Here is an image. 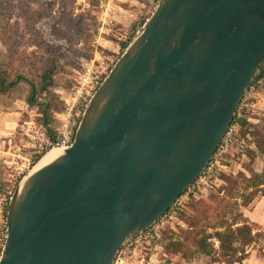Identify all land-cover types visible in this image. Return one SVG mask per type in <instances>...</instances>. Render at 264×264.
Segmentation results:
<instances>
[{
	"label": "water",
	"instance_id": "1",
	"mask_svg": "<svg viewBox=\"0 0 264 264\" xmlns=\"http://www.w3.org/2000/svg\"><path fill=\"white\" fill-rule=\"evenodd\" d=\"M264 69V0H159L73 144L9 199L0 264H112L197 180Z\"/></svg>",
	"mask_w": 264,
	"mask_h": 264
},
{
	"label": "rangeland",
	"instance_id": "2",
	"mask_svg": "<svg viewBox=\"0 0 264 264\" xmlns=\"http://www.w3.org/2000/svg\"><path fill=\"white\" fill-rule=\"evenodd\" d=\"M158 2L159 0H0V63L5 64L3 62L6 56L13 54L14 64L21 66L25 76L36 78L43 65L42 59L48 56L47 44L57 48L53 50L54 54L62 52L68 57L59 59L51 89L57 96V106L47 125L40 121L43 115L39 106L32 107L28 102L29 85L21 83L9 94L0 95V188L2 184H6L1 188L2 192L0 189V201L4 203V216L8 210L10 194L14 193L24 177L40 161L30 156V137L35 136L41 127L49 133L60 134L67 119L65 100L70 99L76 87L78 73L91 62L102 69H113L127 47L142 31ZM262 77L264 69L261 70ZM263 93L264 89L257 94L247 118L248 123L259 127L256 129L264 127L261 119L264 106L256 105L257 102H264L260 97ZM38 102L42 103L43 99L39 98ZM243 132L244 129L238 124L234 125L232 136L235 139L232 143L229 140L225 148L221 149L210 185H205L206 187L203 186L194 193L190 190L184 193L163 218L159 236L144 244L149 264H189L202 259L205 263L209 262L203 256L187 261L181 254L168 253L162 244L172 236L184 237L183 232L189 230L192 218L204 220L210 217V222H215L219 200L226 196L224 188L230 184L227 177L238 180V189L242 192V185L245 184L242 174L249 177L250 170L262 171L263 157L256 154L253 159L249 153L256 152L254 138L250 134L244 136ZM200 200L203 203L197 209L195 205ZM259 200L261 196L248 207L241 208V211L255 232H264V216L255 208V203ZM226 218L229 219L230 215ZM5 219L6 217L4 221ZM204 223L202 221L201 224ZM263 244V238L259 237L258 242L248 248L250 257L264 260L261 254Z\"/></svg>",
	"mask_w": 264,
	"mask_h": 264
},
{
	"label": "trees",
	"instance_id": "3",
	"mask_svg": "<svg viewBox=\"0 0 264 264\" xmlns=\"http://www.w3.org/2000/svg\"><path fill=\"white\" fill-rule=\"evenodd\" d=\"M46 48L48 56H42L45 57L43 59L39 57L43 60V65L36 74L37 79L25 76L21 66L14 64L13 54L6 56L3 62L5 64L0 63V95L9 94L12 90L18 88L21 83L29 85L28 102L32 107L39 106V110L43 115L40 121L47 125L53 109H56L57 106V96L51 89L59 67V59L68 57L62 52L54 54L53 50L57 48L50 44H47ZM39 98L43 99L42 103L38 102ZM250 112H246L242 117L235 116L232 125L238 124L244 129V136L250 134L254 138L256 152L250 151L249 153L253 156V159L256 154L263 157L262 171L250 170L249 177L242 174L243 182H245L242 185V192L238 189V180L227 177L230 184L224 188L226 196L221 197L219 200L220 204L214 216L215 222H210V217H206L204 220L192 218L189 230L183 232L184 237L172 236L168 242L162 244L168 253L181 254L187 261H191L196 256H203L209 259L208 264H242L249 257L248 248L257 243L259 237H262L264 242V232H255L241 211V208L248 207L258 196H264V127L256 129L258 126L247 122ZM261 119L264 123V115ZM5 186L6 184H2L1 188ZM202 203L203 201L200 200L196 203L197 205H193H195V208L200 209ZM227 215H230L229 219L226 218ZM202 221L205 223L201 224ZM209 230H212V232H209ZM216 242L218 243L217 247ZM261 254L264 256V251H261Z\"/></svg>",
	"mask_w": 264,
	"mask_h": 264
},
{
	"label": "built area",
	"instance_id": "4",
	"mask_svg": "<svg viewBox=\"0 0 264 264\" xmlns=\"http://www.w3.org/2000/svg\"><path fill=\"white\" fill-rule=\"evenodd\" d=\"M111 70L112 69H102L101 66H96L94 62H91L87 64L80 73H78L76 87L72 91L70 99L65 100L67 107V119L64 121L62 131L60 134L55 135L53 133H49L43 127L37 130L35 136L30 137V143L32 144L29 146L31 149V158L39 160L52 149L65 150L73 144L76 130L89 104V101L102 85ZM263 89L264 77L261 78L260 75V78L258 77V80L254 81L244 93L238 107L236 117H242L246 114V112L251 111V108H253V101L256 99L257 94H259ZM233 129L234 126L231 125L216 154L208 163L201 176L192 183L187 191L190 190L191 193H194L195 191H199L203 186L210 185L209 183L213 180L212 174L215 171V165L218 161V155L221 153V149L225 148V144H227L229 140L232 143L235 139L232 136ZM21 159L25 158L21 157ZM11 196L12 194H10L9 199ZM0 205L4 210L3 201H0ZM163 220L164 219L162 218L144 232L131 236L123 245L112 264H146L148 255L145 253L144 244H148L151 240L156 239L159 236L160 224ZM5 239L6 224L3 218V221L0 222V256L4 247Z\"/></svg>",
	"mask_w": 264,
	"mask_h": 264
},
{
	"label": "crops",
	"instance_id": "5",
	"mask_svg": "<svg viewBox=\"0 0 264 264\" xmlns=\"http://www.w3.org/2000/svg\"><path fill=\"white\" fill-rule=\"evenodd\" d=\"M260 97L262 98V100H264V93L261 94ZM263 103L264 102H257L256 105H262V106H264ZM1 150H2V147H0V152H2ZM255 205H256L255 208H257V210H259V214L260 215L262 214L264 216V196H262L261 197V200H259L258 202H256ZM3 218H4L3 208L0 205V222L3 221ZM263 251H264V244H263ZM247 260L244 261L245 262L244 264H264V260L263 259H258L255 256H251L250 257V251H249V257H248ZM204 261L205 260L202 259L200 262H197V263L196 262L195 263H189V264H208V262L205 263ZM146 264H149V263L147 262ZM211 264H220V263H211Z\"/></svg>",
	"mask_w": 264,
	"mask_h": 264
},
{
	"label": "bare ground",
	"instance_id": "6",
	"mask_svg": "<svg viewBox=\"0 0 264 264\" xmlns=\"http://www.w3.org/2000/svg\"><path fill=\"white\" fill-rule=\"evenodd\" d=\"M62 154V151L59 149H52L48 151L38 162V165L35 166L34 171L44 167L45 165L51 163L56 158H58Z\"/></svg>",
	"mask_w": 264,
	"mask_h": 264
}]
</instances>
